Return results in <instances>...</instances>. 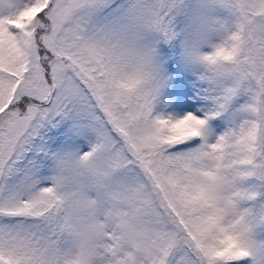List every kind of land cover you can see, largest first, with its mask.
<instances>
[{"label": "snow or ice", "instance_id": "snow-or-ice-1", "mask_svg": "<svg viewBox=\"0 0 264 264\" xmlns=\"http://www.w3.org/2000/svg\"><path fill=\"white\" fill-rule=\"evenodd\" d=\"M0 264H264V0H0Z\"/></svg>", "mask_w": 264, "mask_h": 264}, {"label": "trees", "instance_id": "trees-1", "mask_svg": "<svg viewBox=\"0 0 264 264\" xmlns=\"http://www.w3.org/2000/svg\"><path fill=\"white\" fill-rule=\"evenodd\" d=\"M189 75L191 76V78L193 80H195V76L194 75H192L191 73H189ZM171 103H172L171 100H168V99L162 97L161 100H160V102L157 104V110L167 111L168 108L171 107Z\"/></svg>", "mask_w": 264, "mask_h": 264}, {"label": "rangeland", "instance_id": "rangeland-1", "mask_svg": "<svg viewBox=\"0 0 264 264\" xmlns=\"http://www.w3.org/2000/svg\"><path fill=\"white\" fill-rule=\"evenodd\" d=\"M190 102H192V101H190Z\"/></svg>", "mask_w": 264, "mask_h": 264}]
</instances>
